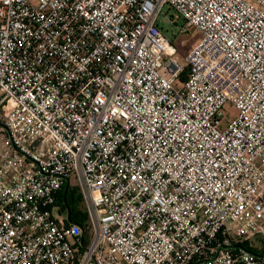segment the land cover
Segmentation results:
<instances>
[{"label": "built area", "instance_id": "1", "mask_svg": "<svg viewBox=\"0 0 264 264\" xmlns=\"http://www.w3.org/2000/svg\"><path fill=\"white\" fill-rule=\"evenodd\" d=\"M165 6L199 34L186 65ZM71 177L87 238L56 203ZM263 247L264 0H0V264H264Z\"/></svg>", "mask_w": 264, "mask_h": 264}, {"label": "rangeland", "instance_id": "2", "mask_svg": "<svg viewBox=\"0 0 264 264\" xmlns=\"http://www.w3.org/2000/svg\"><path fill=\"white\" fill-rule=\"evenodd\" d=\"M171 14H172V10L168 6H165L163 8L162 14L159 16V23L162 26L165 35L174 41V44L177 47V55L179 61L183 65H186L187 63L185 61V55L188 49L190 48V46L199 37V34L191 35L190 33H178L179 25L170 23ZM230 110H231L230 106L228 105L227 109L224 111V115L226 118H229L231 116ZM222 123L223 124L221 127L223 128L226 125V119ZM77 187H78L77 181L75 180V178L71 177L70 182L68 184L69 192H72V190H76L77 194H79Z\"/></svg>", "mask_w": 264, "mask_h": 264}, {"label": "trees", "instance_id": "3", "mask_svg": "<svg viewBox=\"0 0 264 264\" xmlns=\"http://www.w3.org/2000/svg\"><path fill=\"white\" fill-rule=\"evenodd\" d=\"M186 70L187 68H185L181 73V80H184L186 78ZM56 203L63 209L67 208L69 213V221L79 224L83 229L84 238H87L88 225L86 223V214L81 203L80 194H77L76 190H72V192H69L68 185H65L59 191L56 198Z\"/></svg>", "mask_w": 264, "mask_h": 264}]
</instances>
